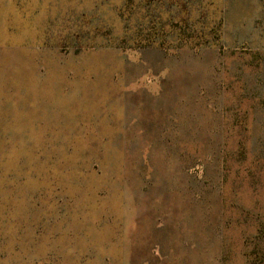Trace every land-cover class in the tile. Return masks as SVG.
<instances>
[{
    "label": "rangeland",
    "instance_id": "obj_1",
    "mask_svg": "<svg viewBox=\"0 0 264 264\" xmlns=\"http://www.w3.org/2000/svg\"><path fill=\"white\" fill-rule=\"evenodd\" d=\"M0 264H264V0H0Z\"/></svg>",
    "mask_w": 264,
    "mask_h": 264
}]
</instances>
